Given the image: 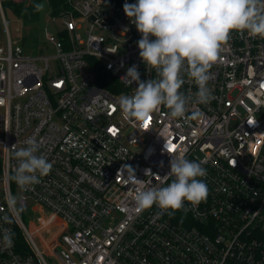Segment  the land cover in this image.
<instances>
[{
    "label": "built area",
    "instance_id": "obj_1",
    "mask_svg": "<svg viewBox=\"0 0 264 264\" xmlns=\"http://www.w3.org/2000/svg\"><path fill=\"white\" fill-rule=\"evenodd\" d=\"M4 1L30 0H0L2 11ZM71 2L74 11L54 17L61 28H45L31 52L0 36V264H264V39L233 32L210 69L213 99L190 103L182 119L162 106L141 125L119 108L137 86L123 77L132 65L143 81L155 73L139 57L125 0ZM181 91L197 87L186 78ZM28 138L52 168L21 189L12 146ZM165 143L202 163L208 197L172 214L141 211L138 189L171 182ZM124 166L138 183L117 175ZM31 202L47 215L28 226L21 213ZM54 224L46 253L33 234Z\"/></svg>",
    "mask_w": 264,
    "mask_h": 264
},
{
    "label": "clouds",
    "instance_id": "obj_2",
    "mask_svg": "<svg viewBox=\"0 0 264 264\" xmlns=\"http://www.w3.org/2000/svg\"><path fill=\"white\" fill-rule=\"evenodd\" d=\"M44 8L43 3L34 5L38 12ZM123 11L141 34L137 41L140 59L149 72L155 73L143 81L137 66L132 65L123 77L137 86L132 95L120 97L119 108L125 118L141 125L162 106L168 109L170 118L182 119L190 103L208 104L213 99L208 87L210 69L233 32L264 39V0H125ZM186 78L197 87L192 96L181 91ZM25 145L19 149L12 146L18 165L11 179L21 189L39 183L52 168L43 154L37 155L40 144L35 138H28ZM164 148L171 156L170 171L164 178H171V182L138 189L134 199L141 211L155 205L172 214L183 209L185 203L195 207L208 197L204 180L207 170L202 163L170 151V143ZM125 172L129 183L140 181L131 166L122 167L117 175ZM148 173L151 171L146 170ZM9 208L19 210L16 197L10 199ZM3 239L10 244L12 234L5 232Z\"/></svg>",
    "mask_w": 264,
    "mask_h": 264
},
{
    "label": "rangeland",
    "instance_id": "obj_3",
    "mask_svg": "<svg viewBox=\"0 0 264 264\" xmlns=\"http://www.w3.org/2000/svg\"><path fill=\"white\" fill-rule=\"evenodd\" d=\"M39 3H43L45 8L43 11H39V16L35 21H28L25 18L24 10L18 14L9 7L4 8L3 11L0 9V36L4 42H6L8 31L14 45L21 44L27 51L31 52L36 47L39 39L42 40L44 38L45 28L50 27L55 30L61 28V20L51 16L49 1L41 0ZM35 35L37 36L36 43H32V41L36 39ZM51 63L54 70H57L56 61L52 60ZM2 157L3 153L0 150V159ZM32 203L33 202L21 213L22 219L28 226L39 224L38 216L47 215L46 212H43L41 209H33ZM57 231L58 225L54 224L49 230L43 229V231L39 233H34L33 239L39 248L44 249L47 253L48 250L45 241L51 239Z\"/></svg>",
    "mask_w": 264,
    "mask_h": 264
},
{
    "label": "trees",
    "instance_id": "obj_4",
    "mask_svg": "<svg viewBox=\"0 0 264 264\" xmlns=\"http://www.w3.org/2000/svg\"><path fill=\"white\" fill-rule=\"evenodd\" d=\"M40 1L41 0H30L28 3L4 1L3 7L4 8L9 7L10 9H12L14 12L18 14H20L21 11L24 10L25 18L28 21H35L39 16V12L35 11L34 5L36 3H39ZM48 1L51 7L52 17L60 16L64 13H69L71 11H74L73 3L71 2V0H48ZM60 35L62 36L63 33H60ZM36 40H37V36H36V39L32 41V43H36ZM17 239H18L19 246L23 250L29 249V244L26 242L25 238L23 237L19 229L17 230Z\"/></svg>",
    "mask_w": 264,
    "mask_h": 264
},
{
    "label": "crops",
    "instance_id": "obj_5",
    "mask_svg": "<svg viewBox=\"0 0 264 264\" xmlns=\"http://www.w3.org/2000/svg\"><path fill=\"white\" fill-rule=\"evenodd\" d=\"M3 9H4V7H3Z\"/></svg>",
    "mask_w": 264,
    "mask_h": 264
}]
</instances>
